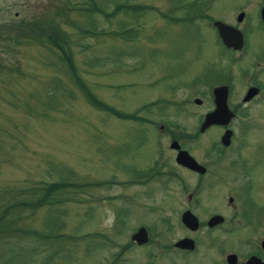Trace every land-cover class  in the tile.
I'll return each mask as SVG.
<instances>
[{"label":"rangeland","instance_id":"rangeland-1","mask_svg":"<svg viewBox=\"0 0 264 264\" xmlns=\"http://www.w3.org/2000/svg\"><path fill=\"white\" fill-rule=\"evenodd\" d=\"M118 4L133 8L112 15ZM205 6L202 0H0V206L35 202L61 180L74 184L61 202L19 212L17 236L0 240L5 259L162 264L163 208L188 207L198 184L195 174L175 165L169 145L176 142L202 165L210 162L208 147L218 145L215 129L198 128L229 53L209 19L193 18ZM46 22L88 92L138 120H119L88 103L48 30L41 38L27 36ZM247 139L244 145L237 135L239 153L230 149L235 162L225 181L201 180L200 200L191 204L200 215L219 207L217 194L225 197L218 209L226 208L229 191L264 202V139ZM140 226L148 243L136 246L130 236ZM42 233L59 238L41 240ZM178 235L174 224L171 238Z\"/></svg>","mask_w":264,"mask_h":264},{"label":"flooded vegetation","instance_id":"flooded-vegetation-1","mask_svg":"<svg viewBox=\"0 0 264 264\" xmlns=\"http://www.w3.org/2000/svg\"><path fill=\"white\" fill-rule=\"evenodd\" d=\"M202 1L206 2V6L200 15L209 19L208 25L218 43L229 53L224 66L219 68L220 80L210 89V110L207 113L214 110L212 90L223 86L226 88V107L231 117L226 126L211 125L203 131L215 129L218 134V145L211 144L206 150V155L210 158L208 164L197 163L203 168L202 174L177 165L178 168L197 177L195 191L186 198L189 202L193 198L191 204L200 200L201 180H207L206 183L209 184L216 183L225 181L222 179L224 175L231 174L230 169L235 161L230 154L233 150L230 149L235 150L237 135H242L244 145L249 144L248 136L262 138L261 141L264 139V0H245L240 4H234L236 0ZM210 7L217 9L211 12ZM218 9L220 10L217 11ZM206 12H209L208 16ZM216 21L239 32L242 39L241 49L234 50L222 45L213 27V22ZM200 105L201 101L197 106ZM207 113L202 115V121ZM225 131H229L230 134L229 144L222 146L220 138ZM172 151L176 155V151ZM235 151L239 153V150ZM164 176L167 175L161 177ZM204 183L203 181L201 185ZM236 193L237 191H229L226 208L223 210L218 208L225 197L217 194L220 199L219 207L203 212V216L198 213L199 210L196 211L197 207L192 208L191 204L186 208H163L165 213L161 218V224L166 237L160 245L162 264H167L168 261L170 264H203L205 260L213 261L215 264H264V202H260V199L250 200ZM184 212L195 218V229L182 224L181 217ZM174 224L180 229V235L171 238ZM181 240L190 241L189 246L176 247L175 244ZM190 257H195L197 261H188Z\"/></svg>","mask_w":264,"mask_h":264},{"label":"trees","instance_id":"trees-1","mask_svg":"<svg viewBox=\"0 0 264 264\" xmlns=\"http://www.w3.org/2000/svg\"><path fill=\"white\" fill-rule=\"evenodd\" d=\"M126 6L125 4H118L114 7L113 11H112V15L113 14H117L119 13V10L123 7ZM126 7H130V8H126L128 10H132L131 8H133L132 6H126ZM101 14L104 17H109L107 14L102 13ZM125 14V13H123ZM197 15L199 17H197ZM193 18H197V19H206L205 16L200 15L199 14H194ZM47 23V28L46 29H41V28H36V30H38V32H36V36L34 35H27L28 37H33V38H41L42 34L48 30V34H47V38L50 41V43L52 45H54V47L60 51L61 55V61L64 64V66L66 67L67 71L70 73V75L73 78V82L74 84L84 93V96L86 98V100L88 101L89 104L92 105V107L114 117L117 118L119 120H127V121H131V120H138L135 117V114H123L120 113L118 111H116L114 108L105 105L104 103L96 100L87 90V88L85 87V85L81 82V80L79 79V77L76 75L75 72V68L71 62V58H70V54L68 51H65V49H63V47L58 44L57 42L54 41V38L56 37V34L58 31H56V28L51 25L49 22ZM26 35V34H23ZM52 35H54V37H52ZM61 41L63 40V35H61L60 38ZM63 43V42H62ZM73 183V182H72ZM74 185V184H72ZM71 184L67 183L64 180H61L58 183H51L49 185H47L41 196L35 200V202H30L27 200L25 201L23 200H17L14 201L13 203H11L10 205H1L0 206V240L3 239H7L10 237H15L17 236V229H15V225L17 223V215L19 214V212H24L25 210H33V208L40 206L41 204H56L61 202L62 200L59 199V195L62 194L65 191V188H70L72 187ZM48 224L47 226H51V218H48L47 220ZM34 233V232H32ZM35 234V233H34ZM37 234V233H36ZM56 237V239L59 238V236L54 235ZM53 235L49 234H41L39 236V238L41 240H46V239H54ZM2 249L0 248V264H14L13 260L14 257H12L11 259H5L4 258V254L3 252H1Z\"/></svg>","mask_w":264,"mask_h":264},{"label":"water","instance_id":"water-1","mask_svg":"<svg viewBox=\"0 0 264 264\" xmlns=\"http://www.w3.org/2000/svg\"><path fill=\"white\" fill-rule=\"evenodd\" d=\"M213 27L216 29L218 38L224 47L232 48L234 50L241 49L242 39L238 31L217 21L213 22ZM212 96L214 98V110L204 116L203 121L198 128L199 133H202L211 125L226 126L229 118L231 117L230 112L226 107V88L223 86L215 87L212 90ZM193 103L198 105L199 100L195 99ZM229 136V131H225L222 134L220 138V144L222 146H227L229 144ZM169 149L176 151V155L174 157L176 165L189 169L192 172L202 174L203 168L199 166L185 151L180 150L176 142H171ZM181 221L184 226L190 229L196 228V220L188 212H184L182 214ZM130 241L138 246L144 245L147 242V234L144 228H138L135 233L130 236ZM189 242L190 241L188 240H181L177 242L175 246L178 248H187Z\"/></svg>","mask_w":264,"mask_h":264}]
</instances>
